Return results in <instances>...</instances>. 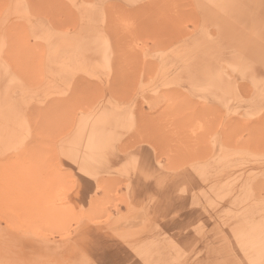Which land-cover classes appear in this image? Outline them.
Wrapping results in <instances>:
<instances>
[{"label":"rangeland","instance_id":"obj_1","mask_svg":"<svg viewBox=\"0 0 264 264\" xmlns=\"http://www.w3.org/2000/svg\"><path fill=\"white\" fill-rule=\"evenodd\" d=\"M142 2L73 0L62 33L0 0V109L32 110L0 141L1 261L264 264V0L160 2L177 31L116 51Z\"/></svg>","mask_w":264,"mask_h":264},{"label":"crops","instance_id":"obj_2","mask_svg":"<svg viewBox=\"0 0 264 264\" xmlns=\"http://www.w3.org/2000/svg\"><path fill=\"white\" fill-rule=\"evenodd\" d=\"M73 0H28V7L39 14L40 17L46 18L48 22L55 28V31L62 33H73L78 29V18L75 13V6ZM149 3L144 5L137 3L134 6H126L117 4L114 6L121 15L134 18L135 24L131 26L129 32L130 37L124 35L119 26L113 23L114 18L111 14V24L107 26L106 32L109 34L111 42L118 52L124 54L123 50H127V44L134 39H142L145 33L160 34V33H174L177 30L168 11L161 9L160 2L170 0H148ZM36 5V6H35ZM112 10V8H111ZM164 11V12H163ZM134 34L136 37H134ZM135 61L125 62L122 57L113 61V64L135 63L141 64V57L136 54L127 56Z\"/></svg>","mask_w":264,"mask_h":264},{"label":"bare ground","instance_id":"obj_3","mask_svg":"<svg viewBox=\"0 0 264 264\" xmlns=\"http://www.w3.org/2000/svg\"><path fill=\"white\" fill-rule=\"evenodd\" d=\"M28 5V4H27ZM36 6V5H35ZM8 63V62H7ZM8 67L9 64H8ZM10 69V68H9ZM11 93H15L16 95V91L15 90H11L10 91ZM14 95V96H15ZM9 97V96H8ZM7 96H4V97H0V100L2 101H5L4 99H7L8 98ZM14 98V97H13ZM8 100L10 101V97L8 98ZM5 103V102H3ZM7 103H9L7 101ZM0 104H1V101H0ZM32 107V106H31ZM29 112L32 113V110L24 107V106H21V105H18L16 104L15 102H12L11 104V107L10 108H6V109H0V141H8L10 140L11 138H13V136L15 134H17L19 131H21L23 129V127H25V122H24V119L27 115H29ZM29 116H27L28 118ZM72 122V121H71ZM74 124V123H73ZM72 125V123L70 124ZM70 127H73L70 126ZM69 129V128H68ZM71 129V128H70ZM69 129V130H70ZM93 238V237H92ZM98 238V237H96ZM95 238V239H96ZM94 239V238H93ZM105 239V238H104ZM109 240V239H107ZM91 242V241H89ZM92 242H94V240H92ZM110 242V241H108ZM110 244V243H108ZM114 243H112L113 245ZM116 244V243H115ZM14 245V244H13ZM115 246H119V245H115ZM112 248V247H111ZM2 248H0V257L1 259L3 258L2 256V252L3 250H1ZM13 249V248H12ZM16 249V248H15ZM118 250V249H117ZM6 252V251H5ZM18 253V252H17ZM19 253H22V252H19ZM16 255V254H15ZM102 255V259H105L108 258V255H105V254H100V256ZM112 255V254H111ZM110 255V256H111ZM114 255V253H113ZM99 256V255H98ZM115 258H117V256L114 255ZM14 258V257H13ZM101 258V257H100ZM16 259V256L15 258ZM122 260V259H121ZM128 260V259H127ZM16 261V260H15ZM74 262V261H73ZM75 263V262H74ZM0 264H10L8 260H0ZM12 264V263H11ZM127 264V263H126Z\"/></svg>","mask_w":264,"mask_h":264}]
</instances>
